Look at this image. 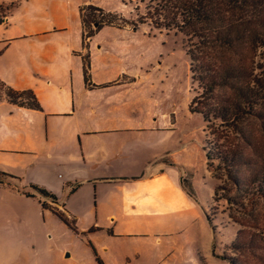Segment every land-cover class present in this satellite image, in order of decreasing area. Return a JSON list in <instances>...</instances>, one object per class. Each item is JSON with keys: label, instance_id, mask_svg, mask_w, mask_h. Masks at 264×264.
I'll list each match as a JSON object with an SVG mask.
<instances>
[{"label": "rangeland", "instance_id": "rangeland-1", "mask_svg": "<svg viewBox=\"0 0 264 264\" xmlns=\"http://www.w3.org/2000/svg\"><path fill=\"white\" fill-rule=\"evenodd\" d=\"M164 26L145 0H0V82L32 92L41 108L35 115L0 104V165H27L0 170L15 178L0 184V264H264V203L209 172L206 139L214 148L232 135L215 125L205 133L189 111L197 89L183 39ZM255 62L264 66V49ZM101 119L112 129L106 177L182 171L198 209L109 216L121 209V184L93 183L95 137L73 136ZM246 127L256 136L247 155L263 165L264 135L255 121ZM221 184L242 211L218 201ZM39 190L56 196L57 211Z\"/></svg>", "mask_w": 264, "mask_h": 264}, {"label": "trees", "instance_id": "trees-1", "mask_svg": "<svg viewBox=\"0 0 264 264\" xmlns=\"http://www.w3.org/2000/svg\"><path fill=\"white\" fill-rule=\"evenodd\" d=\"M145 1L147 9L155 8L161 13L166 23L164 28L183 39L191 82L197 89L189 102V111L202 117L205 133L215 125L232 135L214 148L206 139L204 150L209 172L221 171L228 185L243 193L244 200L259 199L264 203V164L247 155V150L254 147L256 136L246 127L255 121L264 135V66L255 62L256 52L264 49V0ZM87 22L81 14L82 28L88 37ZM2 98L20 108L41 109L32 92H16L0 82ZM234 136L244 144L242 148L230 142ZM11 179L15 178L0 173V184ZM185 183H188L186 176L182 179L183 190L193 196ZM222 191H226L223 184L215 190L218 201L243 210L242 202L226 199ZM39 193L55 200L45 190ZM53 213L62 219L61 214Z\"/></svg>", "mask_w": 264, "mask_h": 264}, {"label": "crops", "instance_id": "crops-1", "mask_svg": "<svg viewBox=\"0 0 264 264\" xmlns=\"http://www.w3.org/2000/svg\"><path fill=\"white\" fill-rule=\"evenodd\" d=\"M83 79V78H82ZM84 82V79H83ZM0 104H8L13 106L14 108L21 110H29L26 108H20L14 106L7 102L4 98L0 100ZM40 105V104H39ZM34 111V110H30ZM35 112V115H38ZM52 113L53 112H49ZM47 121V119H46ZM109 122L107 119H101L99 123L93 124V128L88 130L87 133H74L73 136L77 137L80 140V136L87 135L95 137L93 143H90L91 149L88 150L87 161H89L91 167L93 168L94 174L91 175L93 183L97 182H111L115 185L121 184L119 187L120 192V206L121 209L115 208L114 211H111L109 216L117 219V214L121 211V213L130 214L133 217L137 218H153L158 216L159 206H163L166 209L168 207H176L179 206L178 209H183L184 211H195L198 209L194 197L188 195L182 187V179L184 177V173L179 170H169L164 167H160L155 169L150 175L141 177H132L130 179H120L118 177L109 178L106 177L104 173H106L107 168L111 166V161L109 159L110 152L108 143V133L112 131V129L108 128ZM78 134V135H76ZM83 152V151H82ZM84 156V155H83ZM12 159H4L0 165V170L6 171L5 168L18 166L19 168H25V164L10 162ZM164 160V158H162ZM85 162V158L83 160ZM1 171V172H2ZM79 183L74 184L78 185ZM191 188V187H189ZM167 190V197H161L160 191ZM72 192V191H71ZM48 193V192H47ZM52 195L51 193H48ZM53 196V195H52ZM55 200H51V205H53L52 209L57 211L56 206L60 204V201H56L57 198L54 196ZM198 200V199H197ZM172 211V210H171ZM174 212V211H173ZM179 212V211H177ZM176 212V213H177ZM175 213V212H174ZM200 214L197 213L195 218H200ZM175 256V255H174ZM138 257V256H137ZM192 260V259H191ZM129 264H133L132 261L128 262ZM156 264H164L161 261H158Z\"/></svg>", "mask_w": 264, "mask_h": 264}]
</instances>
